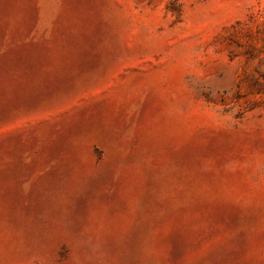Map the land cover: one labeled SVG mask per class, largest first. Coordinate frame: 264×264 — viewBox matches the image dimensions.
<instances>
[{"label": "rangeland", "instance_id": "rangeland-1", "mask_svg": "<svg viewBox=\"0 0 264 264\" xmlns=\"http://www.w3.org/2000/svg\"><path fill=\"white\" fill-rule=\"evenodd\" d=\"M0 264H264V0H0Z\"/></svg>", "mask_w": 264, "mask_h": 264}]
</instances>
